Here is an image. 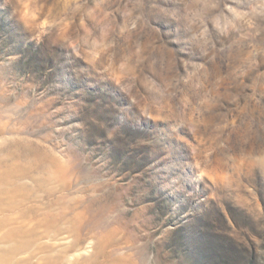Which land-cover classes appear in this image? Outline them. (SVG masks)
<instances>
[{"label":"rangeland","instance_id":"obj_1","mask_svg":"<svg viewBox=\"0 0 264 264\" xmlns=\"http://www.w3.org/2000/svg\"><path fill=\"white\" fill-rule=\"evenodd\" d=\"M0 264H264V0H0Z\"/></svg>","mask_w":264,"mask_h":264}]
</instances>
